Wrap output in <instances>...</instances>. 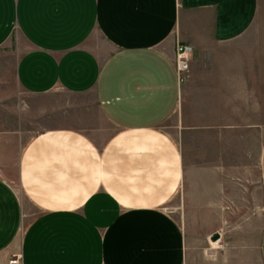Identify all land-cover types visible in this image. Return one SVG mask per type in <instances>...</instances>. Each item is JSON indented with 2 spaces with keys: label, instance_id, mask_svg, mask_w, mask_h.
Returning <instances> with one entry per match:
<instances>
[{
  "label": "crops",
  "instance_id": "0c3cea01",
  "mask_svg": "<svg viewBox=\"0 0 264 264\" xmlns=\"http://www.w3.org/2000/svg\"><path fill=\"white\" fill-rule=\"evenodd\" d=\"M263 2L0 0V264H250L213 238L264 189V82L232 48Z\"/></svg>",
  "mask_w": 264,
  "mask_h": 264
},
{
  "label": "rangeland",
  "instance_id": "374dc122",
  "mask_svg": "<svg viewBox=\"0 0 264 264\" xmlns=\"http://www.w3.org/2000/svg\"><path fill=\"white\" fill-rule=\"evenodd\" d=\"M264 4V2H263ZM243 47L244 49H248V63L251 70L257 69V77L258 81L263 79L264 82V6H262L260 10V14L258 17V21L255 24L254 28L250 31L249 35L241 42L236 43L232 48ZM250 77H253V73L250 74ZM256 77V79H257ZM11 91L16 93L19 97V101H21L26 109L29 108L33 112L36 113H44L48 112L49 109H59L64 108L69 104L78 103L79 100L71 95L58 93L51 96L33 98L26 94H23L18 90L16 86L11 84ZM263 89L258 87L257 92L259 96L262 95ZM41 113V114H42ZM40 124L43 123H54L59 124L64 122L62 118L49 120L48 118H37ZM46 120V121H45ZM108 128V126H106ZM202 146L208 148L209 141L208 138H201ZM264 141V128L259 131L258 137L249 138L248 142H244L247 146V149L255 146L257 143L260 144ZM241 143L240 141L238 142ZM256 149V148H255ZM251 159H256V153H250ZM255 180L252 181L251 187V195L250 201L242 202L244 207L243 214L235 215L232 217H228L224 220V218H219L217 223V228L221 225L222 231L216 235L220 236L222 242H224L226 238V242L231 243L233 246V253L235 257L240 255V248H236L239 246L242 241L247 243V258L249 259L250 264H262L260 259V239L264 232V189L262 187L261 181L259 180V174L257 170L255 171ZM222 235V236H221ZM218 241V240H217ZM215 241L214 243H216ZM214 243H212L213 248L217 250V252H224L222 249L223 243L219 244L215 247Z\"/></svg>",
  "mask_w": 264,
  "mask_h": 264
},
{
  "label": "built area",
  "instance_id": "2783aa9c",
  "mask_svg": "<svg viewBox=\"0 0 264 264\" xmlns=\"http://www.w3.org/2000/svg\"><path fill=\"white\" fill-rule=\"evenodd\" d=\"M193 52L194 49L190 45L178 44L176 46L175 67L181 82H184L190 73V63ZM9 264H23L22 257H13Z\"/></svg>",
  "mask_w": 264,
  "mask_h": 264
},
{
  "label": "water",
  "instance_id": "95a60500",
  "mask_svg": "<svg viewBox=\"0 0 264 264\" xmlns=\"http://www.w3.org/2000/svg\"><path fill=\"white\" fill-rule=\"evenodd\" d=\"M218 239H219V236L216 235V236H214L213 241H217Z\"/></svg>",
  "mask_w": 264,
  "mask_h": 264
}]
</instances>
